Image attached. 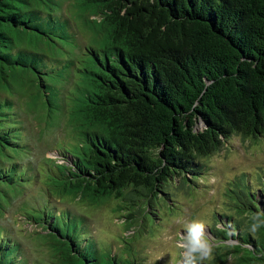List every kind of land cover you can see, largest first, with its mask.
I'll return each instance as SVG.
<instances>
[{
	"label": "trees",
	"instance_id": "16d2710c",
	"mask_svg": "<svg viewBox=\"0 0 264 264\" xmlns=\"http://www.w3.org/2000/svg\"><path fill=\"white\" fill-rule=\"evenodd\" d=\"M70 1L0 0L1 91L23 95L30 112L47 106L49 124L64 109L61 84L78 73L69 111L76 146L56 166L59 196L97 205L133 188L152 200L173 177L198 180L204 160L233 136L264 135V0H73V17L64 13ZM74 22L91 37L77 68L73 54L63 58L76 40ZM7 96L0 193L10 196L27 148ZM244 188L248 203L242 198L221 228L211 227L222 264H264V226L250 231L252 217L264 213V186L262 199ZM52 224L50 234L67 245L55 250V264H134L110 255L104 263ZM11 255L1 245L0 264H15Z\"/></svg>",
	"mask_w": 264,
	"mask_h": 264
},
{
	"label": "rangeland",
	"instance_id": "374dc122",
	"mask_svg": "<svg viewBox=\"0 0 264 264\" xmlns=\"http://www.w3.org/2000/svg\"><path fill=\"white\" fill-rule=\"evenodd\" d=\"M72 1L64 8L69 16ZM74 25L76 40L74 46L67 47L63 58L73 54L77 68L79 60L87 57L91 37L77 22ZM78 80V73L73 72L69 81L61 84L64 109L50 114L54 120L49 124L47 106L30 112L28 99L23 95L0 90V98L9 95L16 102L14 114L23 124L20 139L27 148L25 155L20 156L24 169L14 177L16 189L10 190V196L0 193V248L10 247L15 264H55L56 259L60 260L55 250L67 245L50 234L47 227L52 223L64 235L72 236L83 250L96 249L104 263L110 255L124 256L134 264H182L181 250L174 242L183 232L185 221L204 222L207 238L214 246L211 227L221 228L225 215L234 213L242 198L245 203L249 201L240 191L245 190L244 185L250 187L247 195L257 193L262 199L264 135L233 136L220 152L204 160L207 170L198 180L193 181L191 176L188 180L173 177L164 193L152 200L133 188L125 190L123 197L100 200L97 205L88 199L59 196L53 186L54 178L60 175L56 165L71 159L67 154L73 155L76 146L69 111L76 92L73 86ZM202 127V123L197 125L198 130ZM239 177H244L242 182ZM48 216L51 220L46 222ZM214 254L203 264H222Z\"/></svg>",
	"mask_w": 264,
	"mask_h": 264
},
{
	"label": "clouds",
	"instance_id": "9594fccd",
	"mask_svg": "<svg viewBox=\"0 0 264 264\" xmlns=\"http://www.w3.org/2000/svg\"><path fill=\"white\" fill-rule=\"evenodd\" d=\"M262 215L264 213H257L252 217L251 232L254 233L261 226H264V219H261ZM174 243L175 247L181 250L182 264H203L210 258L213 250V245L207 238L206 226L200 220L185 221L183 232L181 231L179 239L175 240Z\"/></svg>",
	"mask_w": 264,
	"mask_h": 264
}]
</instances>
